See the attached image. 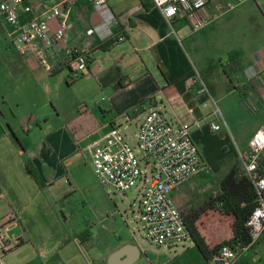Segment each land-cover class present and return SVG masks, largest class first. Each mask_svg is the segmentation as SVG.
<instances>
[{"label":"crops","instance_id":"0c3cea01","mask_svg":"<svg viewBox=\"0 0 264 264\" xmlns=\"http://www.w3.org/2000/svg\"><path fill=\"white\" fill-rule=\"evenodd\" d=\"M61 1L26 0V4L43 11L45 2ZM107 1L118 18L112 27V38L117 42L110 49L99 48L108 40L86 36L101 19L91 1L78 0L71 9L65 38L50 52L53 70L75 49L84 51L88 58V71L82 77L91 86L89 96L81 101L86 105L65 116L58 108L48 110L46 104L32 101L27 91L29 75L44 83L64 69L58 73L47 71L19 53L12 44L16 29L0 18V222L14 220L8 222L3 233L6 249L0 240V264H146L145 248L130 230L113 233L105 246L96 247L92 232L86 245V237L79 236L70 223L68 227L63 199L83 176V166L87 162L92 166L93 145L114 126L128 124L135 130L132 127L136 120L156 107L175 122L192 124V135L206 170L226 173L234 163L223 169V156L214 163L203 151L205 144L228 138L225 119L217 118L223 137L211 130L209 123H216L211 115L213 100L221 111L230 110L226 101L231 98L239 99L240 107L254 114L264 110V11L258 8L261 19L254 24V18L248 17H254L255 10L245 6L256 0H247L224 12L211 4L207 14L215 18L197 32L178 20L171 28L151 0ZM23 8L19 7L20 13ZM243 13L255 26L240 32L237 22L246 21ZM31 18L32 14H22L21 22ZM52 26L55 29L58 24ZM206 44L214 48L212 54H205ZM235 52H240L241 69L228 76L224 67ZM203 87L207 93L200 94ZM252 117L249 114L247 119ZM26 119L33 122V128H24ZM261 127L264 124L258 129ZM109 128L93 144L81 148L88 138ZM256 131L248 133L246 147L233 153V161L249 149ZM28 164L36 178L28 173ZM205 175L204 171L174 191L173 200L181 213L208 200V195L183 198L193 182ZM179 252L176 259H182V264H213L202 257L194 244Z\"/></svg>","mask_w":264,"mask_h":264},{"label":"built area","instance_id":"2783aa9c","mask_svg":"<svg viewBox=\"0 0 264 264\" xmlns=\"http://www.w3.org/2000/svg\"><path fill=\"white\" fill-rule=\"evenodd\" d=\"M78 0L45 2L42 10H34L26 0H0V18L16 29L13 47L22 55L33 59L39 66L52 71L50 52L61 42L67 31V21L72 7ZM101 22L86 32L87 37L100 41L110 40L112 27L118 18L107 0H89ZM247 0H151L172 28L175 21L186 22L193 32L212 23L215 16L207 14L211 4L219 12L232 10ZM23 6V13L18 10ZM22 14L32 18L21 22ZM53 23L57 28L53 29ZM120 41L124 38H120ZM71 59L69 79L76 81L88 71V58L84 51L75 49ZM207 93L203 87L200 94ZM212 116L223 120L218 102L213 100ZM211 130H221V125L209 123ZM199 125V122L196 123ZM135 140L130 143L114 126L99 142L93 145L91 162L98 180L103 186H111L115 192L138 191V231L157 248L169 251L183 250L193 244L184 223V217L173 200L174 191L206 171V164L192 135L193 125L173 121L166 111L152 107L140 123H135ZM242 173L253 185L257 201L249 221L251 242L247 246H224L213 258V264H237L241 256L264 236V127L258 129L246 152L240 153ZM140 188V190H138ZM14 221L10 218L9 221ZM8 221V222H9ZM8 222H0L2 248L7 242L3 233Z\"/></svg>","mask_w":264,"mask_h":264},{"label":"rangeland","instance_id":"374dc122","mask_svg":"<svg viewBox=\"0 0 264 264\" xmlns=\"http://www.w3.org/2000/svg\"><path fill=\"white\" fill-rule=\"evenodd\" d=\"M245 6H250L255 10L254 12L256 15H254V17H248L250 20L254 18L251 22L254 24L260 22L259 19H261V16L257 11L258 8L264 11V0H256L255 2L249 1ZM242 15L246 20V13ZM251 22L249 23L247 20L237 22V29L240 30V32L250 30L252 25L255 26L251 24ZM210 46V44H206L205 46L206 55L212 54L214 51V48H210ZM62 73H66V75ZM69 73L70 70L65 68L61 73L54 75V77L46 80L44 83L33 75H29L27 77V91L28 95L32 98L31 100L38 104H46L48 110H55L58 108L63 116L66 114H73L74 112L77 113L82 107L84 109L86 104L81 101L89 96L91 86L86 83V80L83 78L77 81H71L69 79ZM36 77L39 78L37 74ZM226 102L230 105V110L225 111L222 109V114L227 125H229V128L225 129L228 138L221 142L212 141L203 146V151L208 161L216 163L218 162V158L224 157L221 161L223 169L232 166L234 162L233 153H235L239 147H246L247 142H245V138L248 133L250 131H256V129L264 124V110L255 111L254 114L247 109H242L239 105V99L231 98ZM145 114L146 113H144V115ZM249 114L254 116L250 120L247 119ZM144 115L136 120V123H140ZM213 120L221 124V121L217 120V118ZM23 125L27 130L34 127L33 122L28 119L24 120ZM110 129L111 128L100 132V134L94 137L88 138L86 142L81 144V148L84 149L88 145L93 144L100 135L107 133ZM119 130L127 141L130 143L134 142L135 134L134 132H130L126 124L120 126ZM216 133L223 137L224 130L222 129ZM87 155L89 156L88 153ZM214 171L215 169L213 168L212 172L206 170V175L198 181L195 180L192 187L188 188V192L183 198H199L205 195L215 196L219 180L229 172L213 174ZM82 173L83 176L76 182L74 189L70 193L68 192L66 198L63 199V203L66 205L63 209L67 217L68 227L70 223L71 227H73L78 235L82 236L83 234V237L85 234H91L92 232L93 242L96 247L105 246L107 239L109 241V235L120 233L122 230H130L131 233L139 238L145 248L143 259L146 264H182V259H176L178 256L177 252L181 250L175 252L165 248L154 247L141 233H139L136 223L138 221L139 207V196L136 195L138 191L129 194L128 192H115L111 186H103L94 173V169L90 162H87L86 166H83ZM190 182H192V180ZM138 190H140V188ZM181 193H184V191ZM83 241L86 245L90 243L87 237L83 238ZM260 245H262V248H259ZM250 249L251 251L249 253H244L241 256V261L238 263L264 264V237L260 238L257 245L255 244Z\"/></svg>","mask_w":264,"mask_h":264},{"label":"trees","instance_id":"16d2710c","mask_svg":"<svg viewBox=\"0 0 264 264\" xmlns=\"http://www.w3.org/2000/svg\"><path fill=\"white\" fill-rule=\"evenodd\" d=\"M117 40L112 38L101 50L110 49ZM71 59L62 60L54 73L67 68L70 70ZM241 69L240 52L229 57V64L224 72L231 76ZM231 171L218 182L217 193L209 196L202 206L193 207L183 212L184 223L202 257L211 262L222 247L247 246L251 242L250 217L256 206L257 195L251 182L243 175L242 163L238 159L233 162ZM30 175L36 178L35 171L28 164ZM87 233L84 237H90Z\"/></svg>","mask_w":264,"mask_h":264},{"label":"water","instance_id":"95a60500","mask_svg":"<svg viewBox=\"0 0 264 264\" xmlns=\"http://www.w3.org/2000/svg\"><path fill=\"white\" fill-rule=\"evenodd\" d=\"M132 128L135 129V126H133ZM128 193H130V192H128ZM131 263H132V261L129 262V264H131Z\"/></svg>","mask_w":264,"mask_h":264}]
</instances>
